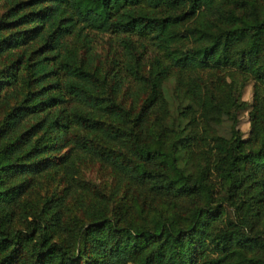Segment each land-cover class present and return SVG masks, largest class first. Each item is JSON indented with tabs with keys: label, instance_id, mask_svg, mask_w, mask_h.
Listing matches in <instances>:
<instances>
[{
	"label": "trees",
	"instance_id": "obj_1",
	"mask_svg": "<svg viewBox=\"0 0 264 264\" xmlns=\"http://www.w3.org/2000/svg\"><path fill=\"white\" fill-rule=\"evenodd\" d=\"M0 264H264V0H0Z\"/></svg>",
	"mask_w": 264,
	"mask_h": 264
},
{
	"label": "rangeland",
	"instance_id": "obj_2",
	"mask_svg": "<svg viewBox=\"0 0 264 264\" xmlns=\"http://www.w3.org/2000/svg\"><path fill=\"white\" fill-rule=\"evenodd\" d=\"M110 35L109 33H100L98 34L95 43L94 48L98 54V57L102 58V61H104V58L107 54V50L109 47V41H110ZM167 39L170 41H175L177 43L184 41V32L181 27H172L167 31ZM219 74L221 75H227L228 71H220ZM207 77L209 78V74L206 73ZM238 81L241 79H245L246 83L244 88L241 90V96L244 100L251 102L252 99V80L249 79L247 76H244L242 74L237 75ZM241 82V81H240ZM174 75L170 77V79L166 82V93H168L169 99H171L170 107L172 111L176 112L179 108L180 100L174 98L175 92H173L174 87ZM179 105V106H178ZM240 129L243 131V137L247 138L248 131H249V115H248V108L241 110L239 113V125ZM220 127V125H219ZM228 125L224 122L221 125V130L223 132L227 131ZM82 174L84 177L92 179L95 183L105 185V182L109 180L107 175L100 172L96 166L94 165H87L82 168Z\"/></svg>",
	"mask_w": 264,
	"mask_h": 264
}]
</instances>
